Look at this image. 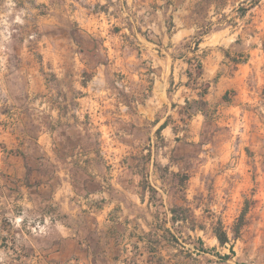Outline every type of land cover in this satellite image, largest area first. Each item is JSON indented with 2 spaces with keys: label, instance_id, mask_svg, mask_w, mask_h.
I'll use <instances>...</instances> for the list:
<instances>
[{
  "label": "rangeland",
  "instance_id": "rangeland-1",
  "mask_svg": "<svg viewBox=\"0 0 264 264\" xmlns=\"http://www.w3.org/2000/svg\"><path fill=\"white\" fill-rule=\"evenodd\" d=\"M0 264H264V0H0Z\"/></svg>",
  "mask_w": 264,
  "mask_h": 264
},
{
  "label": "trees",
  "instance_id": "trees-1",
  "mask_svg": "<svg viewBox=\"0 0 264 264\" xmlns=\"http://www.w3.org/2000/svg\"><path fill=\"white\" fill-rule=\"evenodd\" d=\"M196 48L198 46V44H195ZM198 69L201 70L202 69V65L199 63L197 65ZM188 78L190 79L191 77V73L188 71ZM207 92V87H205L201 92H199L197 94V99L189 101V100H185V109L189 110V116L193 115L194 113H200L202 115L205 116V108L207 106V102L204 99L205 95ZM167 127V123L166 121L164 123H162L156 130V134L158 136H160L161 131L163 129H165ZM157 166V165H154ZM164 171L166 174L171 175V177L174 178H178L176 185L181 188V190H185L186 184L189 180V175L187 173L184 174H178V173H173L171 171H169V167L165 166L163 167ZM167 177H164V182H167ZM166 180V181H165ZM150 193H151V198H153V194L155 193L154 189L152 187H150ZM185 198V197H184ZM186 202V199H183ZM168 212L170 213V217H169V221L170 223H172V226H175L177 224H185L188 223L189 218L191 217V210L189 207H184V206H178V205H173L172 207H170L168 209ZM243 218V213L241 214V216L239 217V221H241ZM168 231V229H165ZM238 231L239 228L234 229V231H232V237L233 239H237L238 237ZM213 234L214 237L216 238V240L218 241V243L220 245H225L226 243H228L230 241L227 232L223 229L221 223H219L216 227H214L213 229ZM199 240V239H198ZM200 245L202 246L201 240H200ZM230 249L232 250V247H230ZM226 258V257H224Z\"/></svg>",
  "mask_w": 264,
  "mask_h": 264
}]
</instances>
